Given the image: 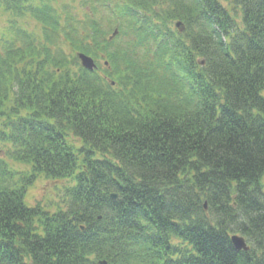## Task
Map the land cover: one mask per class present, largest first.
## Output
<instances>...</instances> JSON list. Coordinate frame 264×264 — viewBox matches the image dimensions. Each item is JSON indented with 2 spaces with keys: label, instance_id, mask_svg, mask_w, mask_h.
Segmentation results:
<instances>
[{
  "label": "trees",
  "instance_id": "trees-1",
  "mask_svg": "<svg viewBox=\"0 0 264 264\" xmlns=\"http://www.w3.org/2000/svg\"><path fill=\"white\" fill-rule=\"evenodd\" d=\"M0 6V264H264V0Z\"/></svg>",
  "mask_w": 264,
  "mask_h": 264
},
{
  "label": "rangeland",
  "instance_id": "rangeland-1",
  "mask_svg": "<svg viewBox=\"0 0 264 264\" xmlns=\"http://www.w3.org/2000/svg\"><path fill=\"white\" fill-rule=\"evenodd\" d=\"M78 10H79V6ZM81 12H86V8L80 9ZM6 13L3 12V7L0 6V39L2 37H7L6 34H11L14 31H11L9 29V22L8 18L5 15ZM30 22L29 23L25 20L24 22H21V24L25 25L28 29L32 30L35 28V20L32 18H27ZM41 32V30H40ZM97 61L101 64V67L103 68V65L105 64V55H101L97 57ZM72 140L75 143H79V140L76 138H72ZM4 144L0 142V156H4L8 161L12 163V166H14L16 169L23 168L25 164L20 163L13 158L9 157L7 154H5L4 151ZM264 183V180H263ZM59 182H52L50 180H47L45 178H39L35 183H33L29 187V192H28V203L31 205H35L39 202L45 204V205H51L54 202H60V196H61V190L58 187ZM61 186V185H60Z\"/></svg>",
  "mask_w": 264,
  "mask_h": 264
},
{
  "label": "water",
  "instance_id": "water-1",
  "mask_svg": "<svg viewBox=\"0 0 264 264\" xmlns=\"http://www.w3.org/2000/svg\"><path fill=\"white\" fill-rule=\"evenodd\" d=\"M180 24L181 23H178L177 25L179 26ZM117 32H118V30H116V32L114 33L113 36H115L117 34ZM113 36L111 38H113ZM79 57L82 61V65L85 68H88V69L96 68L95 60L92 57H90L84 53H80ZM117 196H118V194H116V193L112 194V197H117ZM232 239H233V242H234L237 249H239V250H249L250 249V246L248 245L247 240L243 235H241V236L235 235L232 237ZM100 264H107V261L103 260L100 262Z\"/></svg>",
  "mask_w": 264,
  "mask_h": 264
}]
</instances>
